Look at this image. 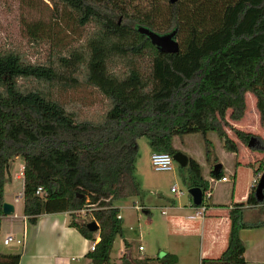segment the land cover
<instances>
[{
	"label": "trees",
	"instance_id": "16d2710c",
	"mask_svg": "<svg viewBox=\"0 0 264 264\" xmlns=\"http://www.w3.org/2000/svg\"><path fill=\"white\" fill-rule=\"evenodd\" d=\"M51 2L90 32L83 42L52 54L43 64L31 63L17 51L0 50V234L10 166L21 157L28 223L36 225L44 214L69 213L70 227L94 240L88 223L76 215L94 206L90 214L100 225V241L86 259L88 264H116L111 252L124 227L115 203L143 196L136 174L141 138L153 153L174 156V138L216 133L228 152L238 153L240 147L227 129L247 147L255 137L231 125L245 117L248 94L256 99L264 130V0ZM140 27L158 34L176 31L181 51L161 53ZM79 90L96 92L102 103L92 107L63 100ZM255 138L257 146L248 149L264 154V140ZM189 159L184 168L189 190L207 192L202 166ZM263 171L264 162L254 171L257 181ZM212 176L221 180L223 169ZM256 187L245 203L234 204L230 211L227 250L203 264H247L240 232L264 225L243 220L247 208L264 209ZM39 188L46 198L36 194ZM20 261V254L0 255V264ZM176 262L169 254L154 260L125 254L120 264Z\"/></svg>",
	"mask_w": 264,
	"mask_h": 264
},
{
	"label": "crops",
	"instance_id": "0c3cea01",
	"mask_svg": "<svg viewBox=\"0 0 264 264\" xmlns=\"http://www.w3.org/2000/svg\"><path fill=\"white\" fill-rule=\"evenodd\" d=\"M251 104L256 128L254 127L252 131L247 122L244 125L236 124V126L264 137L255 98L252 99ZM208 141L214 144L215 140L208 139ZM217 143L225 149L224 142L217 141ZM231 154L238 159L237 165L232 168L221 164L218 158L212 160L209 155L205 157L203 153L202 155L194 154V158L192 157L202 166L203 176L209 182V190L213 194V199L209 202L208 211L203 218L191 219L195 215L192 197L188 206L183 204L177 206L176 201L168 198H162L159 201L158 206L163 209L162 215L165 217L167 230L165 235L167 245L162 246L160 250L174 256L177 259L176 264H203V260L206 259H219L227 250L232 228L230 211L234 204L245 203L248 200L257 181L254 171L258 170L264 162V156L261 153L250 149L247 151L240 149L238 153ZM217 165L222 166L223 178H228V182L213 178L212 175ZM136 174L138 175L137 171ZM14 180L16 179L7 182L5 187V203L14 206L15 210L12 216L4 215L0 234V255L20 254V264H88L89 260L86 256L93 251L92 247L99 243L100 231L94 234V240L86 239L78 230L70 227L69 213L44 214L39 217L36 225L29 224L24 217L22 191L15 192ZM18 180H23V176L18 177ZM145 197L143 190L142 198H138L141 206L136 205L135 210L139 206L149 216L150 210L143 204ZM115 207L118 208L116 205ZM118 209L124 227V216L121 209ZM243 220L247 224L264 223V209L247 208L244 211ZM127 232L124 229L123 235L126 236ZM10 235L22 239L23 245H18V247L12 244L4 245V240ZM240 238L246 247L247 264H264V225L241 230ZM124 242L125 245L128 243L132 246L128 238H125ZM3 247L7 249L4 250ZM140 247H143L142 251L139 250ZM145 251L142 244L138 245V251L134 253L132 248L127 250L125 246L120 258L116 261L111 257V260L113 263L120 264L125 254L134 259H150L143 254Z\"/></svg>",
	"mask_w": 264,
	"mask_h": 264
},
{
	"label": "rangeland",
	"instance_id": "374dc122",
	"mask_svg": "<svg viewBox=\"0 0 264 264\" xmlns=\"http://www.w3.org/2000/svg\"><path fill=\"white\" fill-rule=\"evenodd\" d=\"M166 6L167 1L164 2V7ZM88 32L90 29L79 28L69 11L56 9L51 0H0V50L17 51L31 63L43 64L52 58V54L65 53L69 48L83 42ZM253 98V95H247L245 117L238 123L231 122V125L232 128L250 133L255 137L259 136L264 140L263 136L236 126V124L244 125L247 122L252 131L254 127L256 128L257 124L251 108ZM63 100H76L92 107H97L102 103L101 97L92 90L71 91L64 95ZM227 132L230 138L237 141L240 149L247 151L248 147L237 140L233 130L228 128ZM208 139L216 142L212 144ZM217 141L224 142L216 133H208L207 137L202 134H192L174 138L173 145L178 152L191 158H194V154L202 155L203 153L205 157L211 156L212 160L218 158L221 164L228 168L237 165L238 159L235 155L222 149L223 147ZM138 144L140 155L137 159L136 171L138 177L142 178V188L146 196L143 204L150 210V215H146L143 210H135L136 205L141 206L138 198L123 199L115 203L121 209L125 220L124 229L128 231L126 236H118L114 242L111 257L116 261L125 248V238L131 241L133 253L137 252L138 245L142 244L146 249L143 254L147 258H163L166 253L160 248L167 245L165 238L167 230L166 220L162 215L163 209L158 206L159 201L162 198L173 199L177 206L180 204L188 206L191 202L189 186L186 182L189 177L188 171L180 169V166L174 163L172 172H156L151 166L152 150L147 139L141 138ZM261 155L264 156L263 153ZM23 168L24 160L21 157L15 158L10 166L8 182L16 179L14 180L16 193L23 189L22 180H18V177H22ZM175 186L183 192L182 195L171 192ZM76 215L88 224L94 221L90 212L83 216ZM12 246L18 247L16 243ZM3 249L7 248L3 247Z\"/></svg>",
	"mask_w": 264,
	"mask_h": 264
},
{
	"label": "water",
	"instance_id": "95a60500",
	"mask_svg": "<svg viewBox=\"0 0 264 264\" xmlns=\"http://www.w3.org/2000/svg\"><path fill=\"white\" fill-rule=\"evenodd\" d=\"M171 4H175L178 2V0H169ZM139 32L142 35H146L151 40L152 44L155 45L161 53L163 54H178L181 51L180 43L177 39V32H171L167 34H158L156 32H153L145 27H140ZM258 140L255 137H252L248 147L249 148H255L257 146ZM173 159L175 163H177L181 168H186L189 165V157L181 152H177ZM222 170L221 165H217L215 167L214 173L220 172ZM189 195L193 199V205L195 207H199L202 205L203 202V191L200 188H192L189 190ZM256 198L259 203H262L264 200V171L260 176V179L258 181L257 187H256ZM14 206H12L9 203H4L3 206V213L5 216H12L14 213ZM87 228L92 233H97L100 231V225L93 221L89 224H87ZM130 253V251H129Z\"/></svg>",
	"mask_w": 264,
	"mask_h": 264
},
{
	"label": "built area",
	"instance_id": "2783aa9c",
	"mask_svg": "<svg viewBox=\"0 0 264 264\" xmlns=\"http://www.w3.org/2000/svg\"><path fill=\"white\" fill-rule=\"evenodd\" d=\"M174 159L173 156L169 155V154H162V153H152L151 155V166L153 168V170H155L156 172H172L174 170ZM22 176L24 177V168H23V172H22ZM221 182H228V178H222L220 180ZM255 184H258V181L255 182ZM171 192L173 194H178V195H182L183 192L181 190L178 189V187H173ZM36 194L42 198H46L47 197V193L44 191L43 188H39L36 192ZM213 199V194L212 192H210V190H208L207 192L203 193V202L202 205L199 207H194V211H195V215L191 217V219H195V218H203L207 211H208V204L209 202ZM96 207H91V209L89 211L87 210H82L79 212H76V214L78 215H86L87 212H91L93 210H95ZM136 209L138 211H141L142 208L137 206ZM119 219H121V216L119 215L118 217ZM27 220V218H25ZM13 243H16L17 245H23L24 241L22 239H17L14 236L10 235L8 236L5 240H4V245L9 246ZM96 246V245H95ZM95 246L92 247L94 250ZM140 251L143 250V247L139 248Z\"/></svg>",
	"mask_w": 264,
	"mask_h": 264
}]
</instances>
